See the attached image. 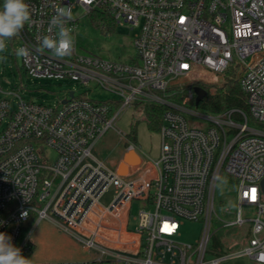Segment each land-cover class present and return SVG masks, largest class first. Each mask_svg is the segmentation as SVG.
Instances as JSON below:
<instances>
[{"label": "built area", "instance_id": "2783aa9c", "mask_svg": "<svg viewBox=\"0 0 264 264\" xmlns=\"http://www.w3.org/2000/svg\"><path fill=\"white\" fill-rule=\"evenodd\" d=\"M26 2L31 23L9 42L14 52L28 49V57L20 58L26 76L34 83L93 87L112 97L70 91L50 106L28 100L21 88L20 94L5 91L0 79V232L29 258L26 227L53 215L93 258L71 264H221L241 256L264 264V0ZM78 6L136 31L132 61L79 55L76 41L64 58L39 50L40 40L55 34L49 28L57 8L71 10L67 26L75 36ZM230 69L236 70L249 114L231 109L204 116L188 107L195 87L219 82L204 80L200 72ZM136 103L163 109L160 154L147 160L130 146L141 164L127 165L121 175L120 164L113 170L93 148L110 129L116 131L122 110ZM223 173L236 183L237 209L225 211L235 216L231 222L215 208L216 177ZM112 189L113 200L105 206ZM135 202L143 207L131 225ZM215 219L224 224L214 231ZM184 221L203 223L197 242L179 241ZM229 227L234 231L225 241L216 239L217 231ZM246 239L242 250L225 253L226 245L235 248Z\"/></svg>", "mask_w": 264, "mask_h": 264}, {"label": "rangeland", "instance_id": "374dc122", "mask_svg": "<svg viewBox=\"0 0 264 264\" xmlns=\"http://www.w3.org/2000/svg\"><path fill=\"white\" fill-rule=\"evenodd\" d=\"M73 18L77 20V30L75 41L77 52L82 56H98L101 59L129 63L136 56V48L134 46V36L136 31H133L129 25H118L116 23L109 24L105 21L96 19L94 14H88L82 7H76L73 11ZM95 18V19H94ZM98 23H94L97 21ZM103 25L110 30H104ZM7 59L0 62V79L5 91L20 92V88L25 91V98L28 100L56 106L59 102L68 97V92L75 91L77 96L87 95L90 98L105 100L112 96L101 90H91L93 87H81L75 83L58 84L49 81L32 82L24 73L20 58L15 55L13 48L9 46L6 53ZM16 60V62H15ZM199 76L204 80L214 83L217 80L221 84L220 78L227 80H236V70L230 69L225 73H210L204 75L199 73ZM223 81V82H224ZM93 86V85H92ZM197 87L194 88L195 100L189 102L188 107L197 113L210 116L216 113L200 107L198 103ZM146 103L131 105L122 110L120 116L115 123V129H110L97 143L94 145L93 154L107 166L115 170L122 162L125 152L130 146H134L137 153L144 159H157L160 154L161 139L159 131L150 129L147 122V107ZM249 114V109L244 111ZM192 123L207 122L199 118H189ZM252 125V122H251ZM260 127V125H256ZM136 131V139H130L133 131ZM122 132V134H118ZM50 157L49 165H52L54 153H48ZM138 168V167H137ZM126 174V173H124ZM221 177H227L228 184L221 190L216 184L215 190V208L218 216L225 222H231L235 216L226 213V210L235 212L236 206V183L227 174L223 173ZM114 197L112 189L102 200L103 205L109 206ZM142 202H135L131 211V225L135 223L134 217L139 214L142 209ZM55 216H50L43 220L34 218L26 227L29 230L28 236L32 248V253L28 259L32 260V264H71L89 262L93 258L91 254L86 253L77 240L69 233L62 230L57 223ZM224 223L215 219L213 230L219 229ZM203 231V223L184 221L181 226V236L179 241L182 243L197 242ZM233 228H222L216 233V239L223 242L228 233L233 232ZM243 236V234H242ZM250 238V236L248 237ZM248 244L247 239L238 247L227 248L225 253L229 254L234 251L242 250ZM221 264H255L248 257L241 256L230 258L223 261Z\"/></svg>", "mask_w": 264, "mask_h": 264}, {"label": "clouds", "instance_id": "9594fccd", "mask_svg": "<svg viewBox=\"0 0 264 264\" xmlns=\"http://www.w3.org/2000/svg\"><path fill=\"white\" fill-rule=\"evenodd\" d=\"M32 10L26 0H3L0 6V62L7 59L9 42L18 36L26 24L31 23ZM72 19L71 10L66 7L56 9L52 16L49 33L56 29L55 34L44 36L39 43V50H49L57 58L70 56L75 50L73 29L68 27ZM18 58H26L29 51L18 47L15 51ZM217 185L221 190L228 184L227 177L217 176ZM12 238L0 232V264H32V260L22 255L21 249L14 246Z\"/></svg>", "mask_w": 264, "mask_h": 264}, {"label": "trees", "instance_id": "16d2710c", "mask_svg": "<svg viewBox=\"0 0 264 264\" xmlns=\"http://www.w3.org/2000/svg\"><path fill=\"white\" fill-rule=\"evenodd\" d=\"M2 4L3 0H0V6H2ZM93 14L96 19L105 21L109 24L114 23L112 18L102 11H96ZM94 23L97 24L98 20L94 21ZM199 86H201L206 92V96L200 102V107L214 113H220L231 109L247 110L245 94L236 80L230 79L216 85L200 83ZM162 112V108L155 106L147 107V122L150 129L155 131L160 130L162 124ZM130 139H136L135 130L130 135ZM25 231L29 230L26 229ZM221 252H223V249H221Z\"/></svg>", "mask_w": 264, "mask_h": 264}, {"label": "water", "instance_id": "95a60500", "mask_svg": "<svg viewBox=\"0 0 264 264\" xmlns=\"http://www.w3.org/2000/svg\"><path fill=\"white\" fill-rule=\"evenodd\" d=\"M196 92L198 94V103H200L203 98L206 96V92L203 88H197ZM70 96H73V93L70 94ZM141 164V158L137 155V153L132 150L128 149L127 152H125L123 156L122 163H120L118 167V171L121 175H124V173H127V165H131L134 169L139 167Z\"/></svg>", "mask_w": 264, "mask_h": 264}]
</instances>
